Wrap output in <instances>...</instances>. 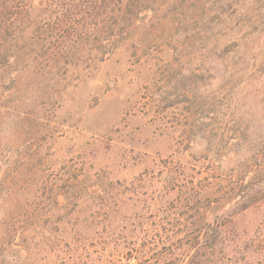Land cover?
I'll use <instances>...</instances> for the list:
<instances>
[{
	"label": "rangeland",
	"instance_id": "1",
	"mask_svg": "<svg viewBox=\"0 0 264 264\" xmlns=\"http://www.w3.org/2000/svg\"><path fill=\"white\" fill-rule=\"evenodd\" d=\"M213 1L27 69L29 114L0 125V264H156L177 203L204 223L264 180V0ZM236 224L264 238V206Z\"/></svg>",
	"mask_w": 264,
	"mask_h": 264
},
{
	"label": "trees",
	"instance_id": "2",
	"mask_svg": "<svg viewBox=\"0 0 264 264\" xmlns=\"http://www.w3.org/2000/svg\"><path fill=\"white\" fill-rule=\"evenodd\" d=\"M206 1L0 0V125L7 122L16 125L18 114H29L15 106L21 81L37 75L27 69L53 68L56 56L77 41L82 42V34L93 36L94 44L100 43L101 47H113L121 40H133V33L142 27L143 19L155 17L170 2L196 7ZM240 1L214 0L215 10L211 13L214 17L226 15L228 7ZM84 28L86 32H82ZM102 34L105 35L101 38ZM132 43L138 45L136 41ZM252 180L244 185L242 196L229 209L204 223L205 212L189 207L194 205V198L187 204L177 203L176 224H171L170 239L156 241L155 245L163 250L156 253V264H254L257 260L264 264L263 237L233 236V232L240 231L236 224L238 216L251 207L264 206V180ZM176 229H181L182 237ZM133 259L137 261L139 257Z\"/></svg>",
	"mask_w": 264,
	"mask_h": 264
}]
</instances>
